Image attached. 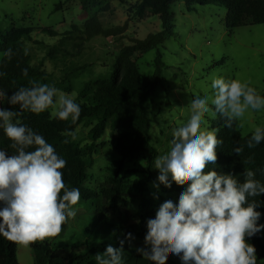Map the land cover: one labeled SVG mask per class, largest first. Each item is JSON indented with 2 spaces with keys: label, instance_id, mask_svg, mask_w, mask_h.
Masks as SVG:
<instances>
[{
  "label": "clouds",
  "instance_id": "clouds-1",
  "mask_svg": "<svg viewBox=\"0 0 264 264\" xmlns=\"http://www.w3.org/2000/svg\"><path fill=\"white\" fill-rule=\"evenodd\" d=\"M4 55L11 59L13 52L8 49ZM23 75H28L27 69ZM29 83L30 87L19 88L11 97L0 89V99L19 108H0V127L15 150L11 155L0 150V202L4 205L0 209V236L22 247L58 236L68 218H75L74 206L80 201L79 189L64 183L61 170L66 160L21 119L24 111L39 114L52 107L56 118H71L74 123L80 116V105L54 86L36 80ZM212 88L216 90L214 97H197L190 102V119L176 128L170 149L154 161L158 185L170 188L174 182L187 188L178 203L165 201L155 218L147 221L146 247L136 251L153 264H166L170 255L180 257L182 264H257L256 249L246 238L264 228L258 226L261 214L255 210L259 206L255 198L264 194V185L252 170L244 172L243 183L232 174H205V169L215 164L217 146L223 141L217 139L218 129L202 128V124L206 123L205 114L218 112L225 118V127L231 128L249 109L264 108V97L249 81L239 79L217 77ZM64 135L75 138L71 131ZM262 140L264 127L257 126L247 147L251 149ZM242 151L240 147L233 150L237 155ZM132 239L129 233L119 248L107 246L104 253L95 256L97 264H124L123 246Z\"/></svg>",
  "mask_w": 264,
  "mask_h": 264
},
{
  "label": "trees",
  "instance_id": "trees-1",
  "mask_svg": "<svg viewBox=\"0 0 264 264\" xmlns=\"http://www.w3.org/2000/svg\"><path fill=\"white\" fill-rule=\"evenodd\" d=\"M176 1H183L188 11L195 3L201 6L217 4L224 7L226 10L224 26L229 34L239 27L264 24V0H139L129 6L126 13L127 19L120 26L105 28L97 16L87 19L81 28L77 25L71 26L70 31L65 33L59 43L49 50L50 59H53L60 49H64L65 43L69 41L75 42L72 45L73 53L67 55L77 57L92 38L125 39L132 20L142 22L150 16H157L161 29L156 33L148 34L143 40L131 39L129 45L123 46L118 51L114 57L112 75L108 83L97 87L83 85L75 101L81 108L76 122L73 123L71 118L59 120L55 116L52 117L49 109L39 114L24 111L21 117L22 122L42 135L54 147L56 153L66 160V166L61 170L64 183L70 189H79L78 204L89 212L79 232L86 246L84 251L76 252L77 245L68 248L55 242L65 230L67 220L58 236L30 245L33 264H97L95 256L98 253H104L109 245L119 248L120 241L124 240L120 227L108 221L106 206L117 200L124 201V198L131 196L134 184L121 177L118 174L119 169L117 173L107 178L106 183L98 191L85 186L88 180V165L92 157L99 153L96 143L107 129L114 137L113 150L121 159L145 158L146 169L133 171L145 174L144 180L139 184L138 195H135V200L138 201L136 214L142 223L154 219L150 198L152 194L146 185L152 180L155 181V185H158V181L151 175V170L159 154L157 149L150 144L149 132L152 126L145 104L152 100L158 89L164 88L162 69L165 65L162 61V54L157 51L152 74L141 79L138 66L133 58L158 49L167 39L175 36L174 15L170 6ZM79 2L81 9L88 11L99 5L101 0H79ZM41 31L52 37L57 35L49 28L41 29ZM31 32L32 29L16 27H11L6 33L0 32V89L6 91L7 97H11L13 92L19 88L30 87L29 81L36 80L61 91L70 92L69 76L85 67L69 69L60 82H52L50 75L43 67L32 65V55L26 48V42L32 41ZM74 34H80V36L72 37ZM8 49L13 52L11 59L4 55ZM24 69L28 71L27 76L23 75ZM261 97H264V93ZM0 105L19 111L18 106H11L3 99H0ZM88 119H94L96 123L88 133L90 143L80 147L73 142L71 136H65L64 133L74 132L83 121ZM213 128L218 129L217 139L222 140L223 143L217 146V160L215 164L205 169V174L208 171H216L217 174L223 175L232 174L239 183H243L244 172L252 170L255 172V179L264 185V140L259 145L248 148L247 141L251 135L243 136L239 131L237 121L231 128L225 127V118L220 113L213 123ZM10 144L3 128L0 127V150H4L9 155L14 154L15 150L10 147ZM237 147L243 149L239 155L233 152ZM169 181L171 182V177ZM155 188V192L159 190L164 195L175 194L179 198L187 185L178 186L173 182L170 188L162 184ZM255 199L259 203L255 210L261 214L257 224L258 226L264 225V194ZM3 206L0 202V209ZM96 240L99 242L95 243ZM246 242L255 247L257 264H264V228L254 236L246 238ZM123 252L124 264H153L125 243ZM16 253L17 244L0 236V264H18ZM166 264L175 263L167 260Z\"/></svg>",
  "mask_w": 264,
  "mask_h": 264
},
{
  "label": "rangeland",
  "instance_id": "rangeland-1",
  "mask_svg": "<svg viewBox=\"0 0 264 264\" xmlns=\"http://www.w3.org/2000/svg\"><path fill=\"white\" fill-rule=\"evenodd\" d=\"M139 0H101L99 5L88 11H83L79 0H0V32L6 33L11 27L32 29V41L26 42V48L32 55V65L41 66L50 75L52 82H60L69 69L85 67L83 70L69 76L71 90L64 92L76 101L80 89L88 84L92 87L108 83L112 75L114 57L118 51L130 44L131 39L143 40L148 34L160 31V21L157 16H150L142 22L132 20L129 23L125 39L95 37L85 44L83 51L77 57H70L75 41L65 43V48L55 53L50 59L49 50L57 45L72 25L79 28L92 16H97L105 28L122 25L127 17L129 6ZM173 13L175 36L156 50L148 51L133 58L136 62L140 78L148 77L153 72V61L157 51L162 54L165 67L162 69L164 88L158 89L151 101L145 104L148 117L151 120L150 144L158 151V156L164 155L170 149L173 132L190 119L188 105L197 97H214L216 90L212 88V80L217 77L249 81L259 95L264 93V24L239 27L228 33L224 26L226 10L217 4L199 5L195 3L190 11L183 1H176L170 6ZM49 28L57 35L44 33L41 29ZM74 34L72 37H78ZM36 42V43H35ZM65 56V57H64ZM1 58V54H0ZM57 98L54 97V101ZM209 106L215 108L209 101ZM10 110L8 106H1ZM51 116L55 109L49 108ZM219 113L205 114L203 127L212 129ZM96 123L94 119L82 122L74 131L75 144L82 147L90 143L89 130ZM238 128L243 136L252 135L255 127H264V108L259 111L251 109L241 120H237ZM113 139L109 129L97 141L99 153L94 155L87 168L88 180L85 186L99 190L108 177L117 170L118 174L127 179L134 188L124 201L117 200L106 206V217L112 225L119 226L122 237L131 233L130 242L125 244L133 249L145 248L144 238L147 234L146 223L137 217L138 187L146 169L144 157L123 160L113 150ZM111 169V170H109ZM153 179L157 180L158 171L151 170ZM155 181H149L146 188L151 192L153 217L159 207L171 200L178 203L175 194L164 195L159 190L155 192ZM75 218H68L65 230L55 240L62 247L76 246V252L86 248L79 232L82 230L85 217L89 213L86 208L77 204ZM99 241L96 240L95 243ZM150 247V246H149ZM16 260L18 264H33L30 246L17 244ZM167 260L182 264L180 257L170 255Z\"/></svg>",
  "mask_w": 264,
  "mask_h": 264
}]
</instances>
